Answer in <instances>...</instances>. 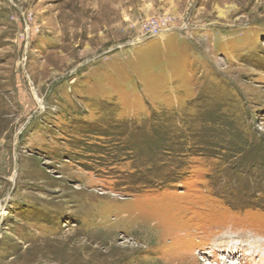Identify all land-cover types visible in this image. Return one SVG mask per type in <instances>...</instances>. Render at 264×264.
<instances>
[{"label":"rangeland","instance_id":"obj_1","mask_svg":"<svg viewBox=\"0 0 264 264\" xmlns=\"http://www.w3.org/2000/svg\"><path fill=\"white\" fill-rule=\"evenodd\" d=\"M223 262L264 264V0H0V264Z\"/></svg>","mask_w":264,"mask_h":264},{"label":"bare ground","instance_id":"obj_2","mask_svg":"<svg viewBox=\"0 0 264 264\" xmlns=\"http://www.w3.org/2000/svg\"><path fill=\"white\" fill-rule=\"evenodd\" d=\"M35 95H36V94H35ZM242 243H243V242H242ZM248 245H249V244H248ZM249 247H250V246H248V248H249ZM248 248H247V249H248ZM243 249H244V248H243ZM225 258H226V257H225ZM223 264H225V262H223Z\"/></svg>","mask_w":264,"mask_h":264}]
</instances>
